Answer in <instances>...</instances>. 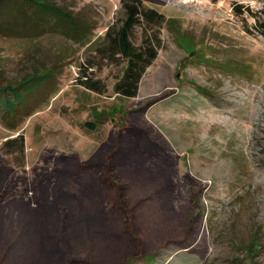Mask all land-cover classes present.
Instances as JSON below:
<instances>
[{"label":"rangeland","instance_id":"rangeland-1","mask_svg":"<svg viewBox=\"0 0 264 264\" xmlns=\"http://www.w3.org/2000/svg\"><path fill=\"white\" fill-rule=\"evenodd\" d=\"M38 1L0 5V264H264V0Z\"/></svg>","mask_w":264,"mask_h":264},{"label":"trees","instance_id":"trees-1","mask_svg":"<svg viewBox=\"0 0 264 264\" xmlns=\"http://www.w3.org/2000/svg\"><path fill=\"white\" fill-rule=\"evenodd\" d=\"M6 1L12 0H0V5ZM23 1L28 2L33 6L38 3H42L38 0ZM126 9L128 17L124 25H121L118 35L115 38V42L118 47V52L127 58V66L122 79L114 85V90L123 96L133 97L137 93L138 83L142 76L144 66L151 62L154 57V53L149 50L148 58H144L142 51H136V49L129 42L130 30L133 27L136 18L141 15H146L147 13L139 9V6L136 4H127ZM151 14L155 13L151 11ZM142 63L145 64L142 65Z\"/></svg>","mask_w":264,"mask_h":264},{"label":"crops","instance_id":"crops-1","mask_svg":"<svg viewBox=\"0 0 264 264\" xmlns=\"http://www.w3.org/2000/svg\"><path fill=\"white\" fill-rule=\"evenodd\" d=\"M177 259L179 260V264H193L197 261V256L193 252H189L188 250H180L177 251ZM170 264V263H164Z\"/></svg>","mask_w":264,"mask_h":264}]
</instances>
